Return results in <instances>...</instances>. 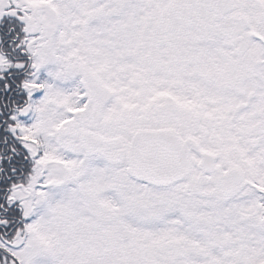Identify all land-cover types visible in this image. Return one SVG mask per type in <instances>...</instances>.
I'll return each mask as SVG.
<instances>
[{
	"label": "snow or ice",
	"instance_id": "6c2138e0",
	"mask_svg": "<svg viewBox=\"0 0 264 264\" xmlns=\"http://www.w3.org/2000/svg\"><path fill=\"white\" fill-rule=\"evenodd\" d=\"M0 264H264V0H0Z\"/></svg>",
	"mask_w": 264,
	"mask_h": 264
}]
</instances>
